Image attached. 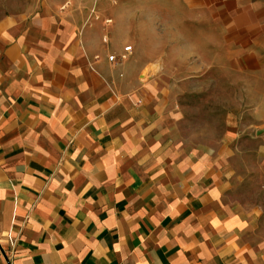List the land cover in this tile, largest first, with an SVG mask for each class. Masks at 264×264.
Instances as JSON below:
<instances>
[{"label":"crops","instance_id":"crops-1","mask_svg":"<svg viewBox=\"0 0 264 264\" xmlns=\"http://www.w3.org/2000/svg\"><path fill=\"white\" fill-rule=\"evenodd\" d=\"M153 1L156 35L165 6L191 26L184 61L246 86L245 135L178 144L150 61L124 51L145 0H40L0 19V264H264V196L230 195L243 138L264 192V0Z\"/></svg>","mask_w":264,"mask_h":264},{"label":"rangeland","instance_id":"rangeland-1","mask_svg":"<svg viewBox=\"0 0 264 264\" xmlns=\"http://www.w3.org/2000/svg\"><path fill=\"white\" fill-rule=\"evenodd\" d=\"M153 0H145L146 10L142 31L137 28L134 16L131 20L129 33L125 37V46L132 47L133 43L139 47L142 60L150 61L146 72L149 77L145 82H154L159 92V101L174 115L173 135L180 145H187L195 150L215 149L218 142L226 134H232L233 127L247 129L250 121L249 100L247 88L226 67L215 61L208 62L207 66L200 63L184 61L186 34L191 35V26L186 24L182 16L181 24L176 21L165 6L159 33L152 30ZM40 0H0V19L10 16H19L37 9ZM131 6H137L135 1ZM180 27L177 30L176 27ZM157 36V37H156ZM160 39L161 47L150 45L145 48L146 42ZM194 52H199L197 48ZM146 73H144L145 75ZM242 146V157L231 162L233 168H240L241 177L233 183L230 190L232 199L247 203L249 200L263 199L264 192L259 196V188L263 185L262 175L257 171L252 173L248 168L257 167V160L250 157L249 142L243 138L238 142Z\"/></svg>","mask_w":264,"mask_h":264},{"label":"built area","instance_id":"built-area-1","mask_svg":"<svg viewBox=\"0 0 264 264\" xmlns=\"http://www.w3.org/2000/svg\"><path fill=\"white\" fill-rule=\"evenodd\" d=\"M131 49H132V48H131L130 45H127V46L124 47V51H125V52H130ZM114 58H115V55H109V56H108V59H109V60H113Z\"/></svg>","mask_w":264,"mask_h":264}]
</instances>
